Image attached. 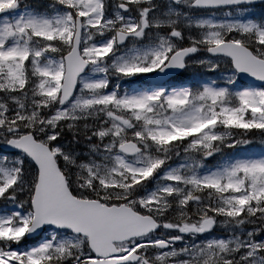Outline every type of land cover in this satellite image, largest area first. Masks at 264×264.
<instances>
[{"label": "snow or ice", "instance_id": "1", "mask_svg": "<svg viewBox=\"0 0 264 264\" xmlns=\"http://www.w3.org/2000/svg\"><path fill=\"white\" fill-rule=\"evenodd\" d=\"M0 264H264V0H0Z\"/></svg>", "mask_w": 264, "mask_h": 264}]
</instances>
